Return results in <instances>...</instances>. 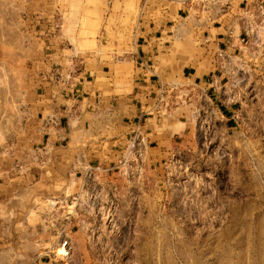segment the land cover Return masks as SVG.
Here are the masks:
<instances>
[{
    "label": "rangeland",
    "instance_id": "obj_1",
    "mask_svg": "<svg viewBox=\"0 0 264 264\" xmlns=\"http://www.w3.org/2000/svg\"><path fill=\"white\" fill-rule=\"evenodd\" d=\"M185 1L38 0L31 11L0 0V147L25 139L27 13L39 11L57 50L101 30L113 94L131 93L138 72L149 83L116 127L81 121L54 172L46 150L8 141L18 175L0 179V264H264V9L234 0L223 16L193 5L175 17ZM136 42L149 46L139 70L125 59Z\"/></svg>",
    "mask_w": 264,
    "mask_h": 264
},
{
    "label": "crops",
    "instance_id": "obj_2",
    "mask_svg": "<svg viewBox=\"0 0 264 264\" xmlns=\"http://www.w3.org/2000/svg\"><path fill=\"white\" fill-rule=\"evenodd\" d=\"M24 1L26 2L25 8L31 4L30 10L33 11L38 0ZM236 1L242 3L245 0ZM257 1L263 2L264 0ZM232 2L234 3V0L230 1V8ZM190 7L191 5L186 3L176 11L175 17H188ZM225 14H221V16ZM24 16L27 17V20L26 23L20 24L19 33L29 42L26 45L29 52V66L27 75L23 78L26 89L22 92L25 95L29 94L31 99L27 106L19 108L22 116L21 129L25 132V139L19 142V138L12 134L11 139L7 140L10 141L9 144H11L12 149L19 145H22V147L19 146L20 148L29 146L30 148H27L26 151H32V156L33 153H37L35 150L38 149L37 147L46 150L48 160L42 161L44 162L43 166L45 169H50V172H54V168L65 162L64 157L65 152L69 151L68 147L79 142V139L73 135L78 132L77 128H81V121L83 127L86 122L87 125L91 124L95 133H97L96 131L102 132L105 122L115 126L118 118L123 119L127 114L126 112L131 111L127 108H143V100L148 93L149 83H147L148 79L144 77L145 74L138 72L134 77L135 86L131 93L127 94L126 97L113 94V83L109 75L111 73L109 66L113 65V59L108 56V53L105 56L100 53V47H105L103 44H99L97 40L101 30L97 28L96 30H84V32L77 30V34L80 31L82 33L81 40L77 42V45L68 48V43L60 42L57 50V43L51 41L49 37L52 28L44 24L45 21H42L43 25H36L37 17L41 18L39 11L35 10ZM222 28V24L213 27L215 30ZM110 29L109 33L114 32V28ZM89 34L94 36L93 39L96 42L94 49L99 51L98 53L93 48L88 47L92 39ZM222 35L223 33L217 32L214 37L221 41L224 40ZM110 47L115 48V43L110 42L108 48ZM134 51L135 54H129L125 59L129 60L128 62L135 67L138 59L143 60V62L149 59V46L144 42H136ZM54 66H59L55 72ZM137 69L139 70V68ZM140 70L144 71L141 68ZM68 72L71 73L68 74ZM54 73L59 74V76ZM86 116H89V119H85ZM42 131L48 137L39 135ZM8 141L0 147L1 180L5 178L12 180L18 175L16 169L18 161L12 158L15 152L7 156ZM90 144L91 142H89V146ZM88 151L89 149H87ZM29 159L26 161L28 164L39 162V158Z\"/></svg>",
    "mask_w": 264,
    "mask_h": 264
},
{
    "label": "built area",
    "instance_id": "obj_3",
    "mask_svg": "<svg viewBox=\"0 0 264 264\" xmlns=\"http://www.w3.org/2000/svg\"><path fill=\"white\" fill-rule=\"evenodd\" d=\"M230 1L231 0H186L185 2L191 6L197 5V7H199L202 10H207L208 7H217L219 9V13L225 14L226 12H228L227 10L230 8ZM262 3L263 2H260V5L258 6V9H260V11L262 9H264V6ZM246 6H247V1H246V5L244 7L245 12L248 11V8ZM241 25H243V24H241ZM225 31L229 35H232V30L226 29V27H225ZM240 34H239V36H240ZM239 36H238V38H239ZM226 43H228V42L226 41ZM219 56H222V54H220Z\"/></svg>",
    "mask_w": 264,
    "mask_h": 264
}]
</instances>
